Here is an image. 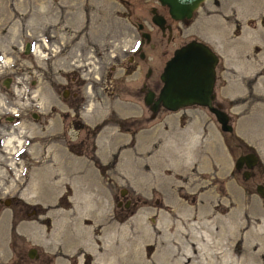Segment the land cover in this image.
<instances>
[{"label": "rangeland", "instance_id": "rangeland-1", "mask_svg": "<svg viewBox=\"0 0 264 264\" xmlns=\"http://www.w3.org/2000/svg\"><path fill=\"white\" fill-rule=\"evenodd\" d=\"M192 37L218 55L230 132L199 105L150 117L138 94ZM245 149L264 168V0H203L176 22L156 0H0V196L35 209L10 230L0 204V241L28 235L39 264H264V199L233 168Z\"/></svg>", "mask_w": 264, "mask_h": 264}, {"label": "water", "instance_id": "water-1", "mask_svg": "<svg viewBox=\"0 0 264 264\" xmlns=\"http://www.w3.org/2000/svg\"><path fill=\"white\" fill-rule=\"evenodd\" d=\"M160 5L166 7L168 16L173 20H185L192 16L193 11L197 9L203 0H156ZM150 20L161 31L169 29L170 26L165 22L163 14L151 6ZM141 23H137L140 29ZM141 35L148 40L149 33L142 31ZM30 49V42L26 41L23 46V52ZM218 60L216 52L204 41L190 38L182 44L173 48L170 56L164 61L158 78L161 82L160 87L154 97V91L147 89L143 102L152 112H155L160 106L167 110H176L188 105L204 106L213 114L215 120L219 123L222 131L230 132L232 125L229 123L227 112L218 104L212 102L214 98L213 85L215 79V64ZM9 77L2 79V84L8 86ZM65 95V91L62 92ZM32 116H35L34 112ZM256 154L246 152L238 154L233 161L234 168L238 169L244 163L250 167L256 161ZM248 172L243 171L246 177ZM256 192L262 194L260 185H256ZM125 191L124 188L121 189ZM128 200H126L125 204Z\"/></svg>", "mask_w": 264, "mask_h": 264}, {"label": "flooded vegetation", "instance_id": "flooded-vegetation-1", "mask_svg": "<svg viewBox=\"0 0 264 264\" xmlns=\"http://www.w3.org/2000/svg\"><path fill=\"white\" fill-rule=\"evenodd\" d=\"M172 21L176 22V20L174 21L173 19H172ZM180 21H182V20H180ZM165 22L167 24H169L170 28L165 29L164 31H161V30L160 31L162 34H164L166 31L167 39H168L170 37V33L172 30L171 25H170L171 22L169 23V21L167 20L166 17H165ZM137 23L138 22H136V26H137ZM142 27H143V25L141 26L140 29H138L140 39H139L138 45L136 47L137 55L139 57L143 56V52L140 50V47L142 46L143 43H147L149 40V39L146 40L141 35L142 31L148 32L146 30H143ZM149 37H150V33H149ZM182 43H180V44H182ZM130 58H132V57L129 56V60H130L129 62H132L133 59H130ZM147 67H149V66H147ZM147 67L145 68V70L143 72V79L141 80L140 86L138 88V91H139L138 94H139V96H141L142 102H143V96H144L147 89H152L154 91V97H155L156 93L158 91V88L160 87V84H161V82L157 83L154 80L153 81L155 83H153V84L151 83V85L149 84V82H148L149 77H147V76L151 72V68L150 67L147 68ZM63 91H65V95L62 94V96H65L66 98H70L71 100H74L75 97L77 96L76 92L74 90H71L68 87V85L65 86ZM212 102L214 104H218L221 107V104L218 103L217 101H215L214 98H213ZM143 104H144V102H143ZM144 105H145V107L148 108V110L150 112V117H153L159 108H163L160 106L155 112H152L146 104H144ZM184 107H187V106H184ZM202 107H204V106H202ZM181 108L182 107H180V109ZM168 111H170V110H168ZM32 113H31V116H32ZM34 114H35V116H32V117L36 118L38 116V114H36V112H34ZM72 124L77 129V134H76L75 138H77L79 140L78 143H81L80 142L81 139L78 138L77 136L79 135V131L84 126L82 124H80L77 120H74V122H72ZM77 146H78V144H77ZM80 146H81V144H80ZM70 150L73 151L74 149H70ZM74 152H75L74 154H76V155L79 154V152H77V151H74ZM246 152H253V151L249 150V149H245L240 154L246 153ZM234 169H236V168H234ZM236 170H238L240 172L241 178L246 183V186L244 188L247 191L251 190V186L249 185V183L252 181H254V189H255L257 184L260 185V187L262 188V194H259V193L258 194L260 197H262L264 199V168L260 165L258 158H256L255 163H253V165H251L250 167H247L243 163L241 165V167L236 169ZM244 170H246L248 172L246 177L243 176ZM255 191H256V189H255ZM127 200L128 201L125 204L126 201L122 202L120 199H118V200H116L115 204H116V206L122 204L123 207H127L129 204V199H127ZM0 204H2L3 207L9 206V205L14 206L13 213L11 214V216L9 218H7V221L9 222L10 230L13 229L14 225H18L20 222L24 221L25 218H30V216L34 215V213H35L34 208H32L31 210H25L24 209L25 204H24L23 200L20 199L19 196H10V197H8V196L1 197L0 196ZM1 208H0V210H1ZM14 215H19V217L14 218L13 217ZM6 248L9 250V253L4 254L6 252L5 251ZM39 262H40L39 247H37L36 245H34V243L32 241H30V238L28 235H26L22 232H18V231H14V232L8 231L7 234L3 235V239L0 241V264H39Z\"/></svg>", "mask_w": 264, "mask_h": 264}, {"label": "bare ground", "instance_id": "bare-ground-1", "mask_svg": "<svg viewBox=\"0 0 264 264\" xmlns=\"http://www.w3.org/2000/svg\"><path fill=\"white\" fill-rule=\"evenodd\" d=\"M260 106V105H259ZM259 108V107H258ZM11 141H12V139L11 138H7L6 140H5V144H6V146H8V145H10V143H11ZM52 177V176H51ZM53 177H54V175H53ZM129 249L131 250V247H129ZM129 250V251H130ZM133 251V250H132ZM129 253V252H128ZM133 253V252H132ZM132 256V255H131ZM123 257V256H122ZM119 264H120V262H119Z\"/></svg>", "mask_w": 264, "mask_h": 264}, {"label": "trees", "instance_id": "trees-1", "mask_svg": "<svg viewBox=\"0 0 264 264\" xmlns=\"http://www.w3.org/2000/svg\"><path fill=\"white\" fill-rule=\"evenodd\" d=\"M228 145H229V144H228ZM240 145L242 146V145H244V144L240 143ZM244 146H245V145H244ZM239 182H240L241 185H243V187L246 186V183L243 181L242 178H241V180H239Z\"/></svg>", "mask_w": 264, "mask_h": 264}]
</instances>
